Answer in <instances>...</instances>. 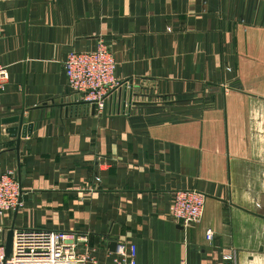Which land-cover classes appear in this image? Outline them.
Instances as JSON below:
<instances>
[{
	"label": "crops",
	"instance_id": "crops-1",
	"mask_svg": "<svg viewBox=\"0 0 264 264\" xmlns=\"http://www.w3.org/2000/svg\"><path fill=\"white\" fill-rule=\"evenodd\" d=\"M97 38L123 112L64 99L66 52ZM0 64V173L20 200L2 241L37 227L84 232L86 264H117V241L137 264H264V0H0ZM33 106L15 147L1 120ZM178 188L204 193L197 223L169 216Z\"/></svg>",
	"mask_w": 264,
	"mask_h": 264
},
{
	"label": "built area",
	"instance_id": "built-area-1",
	"mask_svg": "<svg viewBox=\"0 0 264 264\" xmlns=\"http://www.w3.org/2000/svg\"><path fill=\"white\" fill-rule=\"evenodd\" d=\"M115 58L110 45L97 38L90 50L69 49L63 59V71L69 94V104H93V110L101 111L103 102H109L112 92L125 80L113 73ZM7 79L5 66L0 64V94ZM110 104V102H109ZM204 193L195 188H178L173 191L169 216L183 225L197 223L202 215ZM19 186L12 169L0 173V232L2 216L6 210L18 206ZM211 231H205V238ZM84 232L64 231L37 227L12 228L10 251L3 252L0 239V264H86L89 252L81 247ZM125 243L117 241L113 248L117 264H137L133 257L125 256ZM125 257V258H124ZM214 264H235L230 254Z\"/></svg>",
	"mask_w": 264,
	"mask_h": 264
},
{
	"label": "water",
	"instance_id": "water-1",
	"mask_svg": "<svg viewBox=\"0 0 264 264\" xmlns=\"http://www.w3.org/2000/svg\"><path fill=\"white\" fill-rule=\"evenodd\" d=\"M130 97H131V89L128 88L127 89V95L125 93V87L123 86L121 91H119L118 89H116L114 92H112L111 97L109 99L110 102V106L113 108V110L116 109H120V112H123L124 110V104L126 103V107L129 106L130 103ZM73 105V104H71ZM107 101L103 102V106L101 109V113L105 114L106 110H107ZM79 106L77 104H75V111ZM37 108V109H36ZM38 108L39 106H33L31 108H27L24 109L23 107L20 108L18 110V112L10 115V116H6L4 118H2V123H12L8 126H6L4 128V131L9 135L14 137V141H15V147L18 146L19 143V137L23 134H25V132H28L29 130V126H30V122L29 124L24 123L23 117H24V111H26L25 113V118L27 121H29L30 119L34 118L35 116L38 115ZM89 111L93 112V104H89L88 106ZM11 234H12V225L8 226L5 231H4V239H3V252L4 255H7L10 251V243H11ZM113 245H115V242H113Z\"/></svg>",
	"mask_w": 264,
	"mask_h": 264
}]
</instances>
